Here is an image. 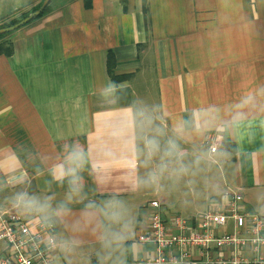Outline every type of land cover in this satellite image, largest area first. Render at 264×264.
<instances>
[{
  "label": "crops",
  "instance_id": "crops-1",
  "mask_svg": "<svg viewBox=\"0 0 264 264\" xmlns=\"http://www.w3.org/2000/svg\"><path fill=\"white\" fill-rule=\"evenodd\" d=\"M43 1L0 0V24ZM50 7L0 40V216L54 224L55 264L154 256V200L169 217L191 194L198 224L241 193L264 217V0Z\"/></svg>",
  "mask_w": 264,
  "mask_h": 264
},
{
  "label": "built area",
  "instance_id": "built-area-1",
  "mask_svg": "<svg viewBox=\"0 0 264 264\" xmlns=\"http://www.w3.org/2000/svg\"><path fill=\"white\" fill-rule=\"evenodd\" d=\"M216 150L213 145L212 151ZM230 196L228 204L203 214L198 224L180 215L164 217L163 201H152L153 210L138 240L153 243L155 255L139 264H264V217L239 210L241 193ZM230 219L237 231L218 235L217 229ZM54 232V224L49 221H41L33 232L16 213L0 216V242L6 245L0 253V264H55Z\"/></svg>",
  "mask_w": 264,
  "mask_h": 264
},
{
  "label": "rangeland",
  "instance_id": "rangeland-1",
  "mask_svg": "<svg viewBox=\"0 0 264 264\" xmlns=\"http://www.w3.org/2000/svg\"><path fill=\"white\" fill-rule=\"evenodd\" d=\"M41 4H43V3H41ZM41 4H39V5L35 6V7H38V6H40ZM35 7L22 11L21 13H19V14L13 16L12 18H10V19L4 21V22L1 23L0 25H3V24H11V23H14V22H16V24H17V23H20L23 19H25V18H26L27 16H29L32 12H34L33 9H34ZM13 25H15V24H13ZM210 162H211V163H207V162H206V163L202 164V167H203V168H212V169H213V172H212V174H210V176H211V177H216V173H217V175H218V179H220L221 176H220V171H219L218 166H216V168H215V166H213V161L210 160ZM201 176H204V174H202ZM195 183H196V182H195ZM203 183H204V181L201 182V184H203ZM197 187H198V189H199L201 186L198 184ZM211 192H215V191H214V190H211ZM216 192L219 193V191H218L217 189H216ZM218 193H216V194H218ZM197 194H198V191H197ZM207 196H208V195H207ZM199 198H201V197H199ZM208 198H209V197H207V200H203V204L201 205V206H204L205 209L208 208V204H212V201H209ZM185 199H186V202H187V203H190V202L192 201L193 197L191 196V194H186L185 197H184V200H182L181 202H179V204H172V205H171V211L174 212V213L177 212L176 214H180V215H182V216L188 218V217L190 216L189 212H192V210H193L194 208L191 207V206H185V205H184V201H185ZM175 200L178 201V197H176ZM206 206H207V207H206ZM200 208H202V207H200ZM3 247H4V243H3V242H0V250H1Z\"/></svg>",
  "mask_w": 264,
  "mask_h": 264
},
{
  "label": "water",
  "instance_id": "water-1",
  "mask_svg": "<svg viewBox=\"0 0 264 264\" xmlns=\"http://www.w3.org/2000/svg\"><path fill=\"white\" fill-rule=\"evenodd\" d=\"M51 1L52 0H44L43 4L41 5V7L39 9L32 12L29 16H27L25 19H23L20 23H17L15 25H12L9 27L1 28L0 29V35L12 32V31L16 30L17 28L29 23L30 21H32L34 18H36L37 16H39L43 12L45 10V8L50 4Z\"/></svg>",
  "mask_w": 264,
  "mask_h": 264
},
{
  "label": "trees",
  "instance_id": "trees-1",
  "mask_svg": "<svg viewBox=\"0 0 264 264\" xmlns=\"http://www.w3.org/2000/svg\"><path fill=\"white\" fill-rule=\"evenodd\" d=\"M124 2L126 3V0H124ZM42 5V4H41ZM41 5L40 6H38V7H35L34 9H33V11H35V10H37V9H39L40 7H41ZM37 6V5H36ZM50 4L45 8V10L39 15V16H41L42 14H44V13H46V12H48L49 10H50ZM13 24H16V22H14V23H11V24H3V25H0V29L1 28H5V27H9V26H12ZM10 33H6V34H3V35H0V40L1 39H3V38H5L7 35H9ZM2 45V48H3V50H4V52H6L7 54H10L11 53V51H12V46L10 45H5V44H1ZM4 46V47H3Z\"/></svg>",
  "mask_w": 264,
  "mask_h": 264
},
{
  "label": "clouds",
  "instance_id": "clouds-1",
  "mask_svg": "<svg viewBox=\"0 0 264 264\" xmlns=\"http://www.w3.org/2000/svg\"><path fill=\"white\" fill-rule=\"evenodd\" d=\"M153 143H154V142H153ZM73 158H74V159H77V160L80 159V158H81V153H79V152L74 153V154H73Z\"/></svg>",
  "mask_w": 264,
  "mask_h": 264
}]
</instances>
